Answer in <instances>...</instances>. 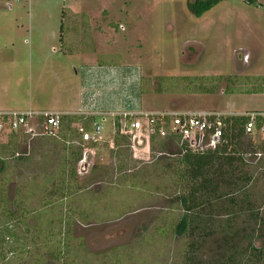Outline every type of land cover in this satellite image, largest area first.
Here are the masks:
<instances>
[{"label": "rangeland", "instance_id": "374dc122", "mask_svg": "<svg viewBox=\"0 0 264 264\" xmlns=\"http://www.w3.org/2000/svg\"><path fill=\"white\" fill-rule=\"evenodd\" d=\"M84 52L94 61H82ZM91 62L136 77L142 107L264 111V0H219L199 16L185 0H0V109L55 111L87 79ZM218 74L230 78L220 76L217 87L210 78ZM207 86L211 92L200 90ZM95 121L102 137L82 143L85 157L67 166L77 132L0 130V144L9 140L0 151L7 153L0 264H182L186 239L172 231L179 209L168 200L171 180L164 174L145 181L137 172L127 184L153 157L130 147V165L117 169L112 118ZM258 137L240 139L262 220L259 231L252 222L246 227L260 232L254 239L264 245V152L251 151ZM217 244V234L207 238L197 257L215 256Z\"/></svg>", "mask_w": 264, "mask_h": 264}, {"label": "trees", "instance_id": "16d2710c", "mask_svg": "<svg viewBox=\"0 0 264 264\" xmlns=\"http://www.w3.org/2000/svg\"><path fill=\"white\" fill-rule=\"evenodd\" d=\"M218 1L185 0V7L192 15L199 16ZM246 1L251 3L254 0ZM220 76L224 78L223 80L230 78L228 75H213V78H210L214 80L213 85L218 87L220 83L222 84V81L218 79ZM259 77L262 79L264 76ZM262 84L264 86V83ZM212 86L199 89L211 92ZM246 117L247 115L243 112L224 115L223 131L219 142L214 146H205L201 142L194 149L190 148L179 134L168 133L159 136L157 128L160 121L155 118L152 124L153 131L148 139V157L152 156L153 160L148 165L136 167L135 174L129 173L128 175L127 184L132 178H136L137 172L139 178L145 181L149 178L148 175L164 174L171 180L173 188L168 200L176 204L179 209L172 231L175 235L186 239L182 264H264V245H257L254 239L255 236H261V234L258 232L253 235L254 229L250 225L249 228L246 227L250 222L255 226L262 222L259 206L254 204L252 198V177L245 158L247 149L241 147L240 137L248 135L243 128ZM161 119L166 120L167 117L162 116ZM93 121L94 115L92 114L86 116L59 114L56 133L58 132L63 137L65 135L70 137L71 133L77 132V124L85 130H90L88 127L91 128ZM259 122L260 120L256 121V126ZM72 123L76 124L75 127L71 125ZM113 127L112 142L113 146H116L113 151L120 159L119 162L117 161L116 168L126 170L130 165L132 154L129 150L130 135L119 131L117 120L113 121ZM8 133L13 136L18 132ZM254 133L258 134L256 131ZM18 134L21 136V133ZM120 141H122V147L118 146ZM258 141L259 143L254 144L251 151L259 154L257 157H260L264 152V138L258 137ZM7 143L0 144V151L5 149ZM81 144L77 136L75 144L66 150L63 166L69 165V160L72 164L79 161L82 157ZM154 149H157L155 153ZM6 154V152L0 154V170L4 166L2 158L6 157ZM68 169L69 175L72 176L74 168L70 166ZM63 171H61L62 174ZM6 212L11 216V212ZM259 230L260 227L257 226L256 231ZM215 234L218 235L215 256L205 260L199 259L197 252L205 240ZM59 252L60 250H57L55 254Z\"/></svg>", "mask_w": 264, "mask_h": 264}, {"label": "built area", "instance_id": "2783aa9c", "mask_svg": "<svg viewBox=\"0 0 264 264\" xmlns=\"http://www.w3.org/2000/svg\"><path fill=\"white\" fill-rule=\"evenodd\" d=\"M247 115L244 122V131L248 134L256 131L264 138V111L243 112ZM57 111L41 109H0V130L15 131L18 133H31L35 135H55L58 126ZM125 125L122 132L130 135L131 149L141 150L148 157V139L153 131V120L158 118L160 125L157 134L164 136L168 133L179 134L194 149L203 142L205 146H214L219 142L223 131V117L227 113L216 110H165L160 112H123ZM166 116L167 119H161ZM32 120L34 125L31 124ZM260 120L258 126L256 121ZM81 143L94 142L101 138L100 125L91 123L90 130H85L81 125H76ZM86 151L82 152V158ZM133 156L135 153L133 152ZM79 159L81 162L83 159ZM77 162V163H78ZM81 163H79V166Z\"/></svg>", "mask_w": 264, "mask_h": 264}, {"label": "crops", "instance_id": "0c3cea01", "mask_svg": "<svg viewBox=\"0 0 264 264\" xmlns=\"http://www.w3.org/2000/svg\"><path fill=\"white\" fill-rule=\"evenodd\" d=\"M82 55V61H94L90 60L93 54L84 52ZM77 69L73 66L74 73ZM88 71L87 79L76 84L74 92H70V95H68L67 102L62 106H57L54 109L55 111L60 114H79L83 116L92 114L94 115V122H96V116L103 119V116L110 115L112 127L113 121L117 120L119 131L122 132V127L125 125L123 112H160L172 109L170 107L165 109L142 107L140 99L136 98L139 92L138 81L135 84L132 83V79L136 77L129 78L124 71L122 72L120 66H106L91 62ZM68 80L73 84V77Z\"/></svg>", "mask_w": 264, "mask_h": 264}]
</instances>
